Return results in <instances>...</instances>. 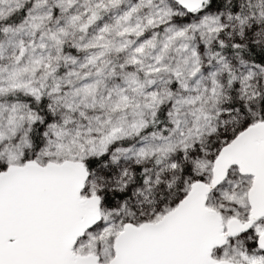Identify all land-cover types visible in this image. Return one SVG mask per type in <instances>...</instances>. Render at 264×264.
Wrapping results in <instances>:
<instances>
[{"label": "snow or ice", "instance_id": "1", "mask_svg": "<svg viewBox=\"0 0 264 264\" xmlns=\"http://www.w3.org/2000/svg\"><path fill=\"white\" fill-rule=\"evenodd\" d=\"M0 264H264V0H0Z\"/></svg>", "mask_w": 264, "mask_h": 264}]
</instances>
